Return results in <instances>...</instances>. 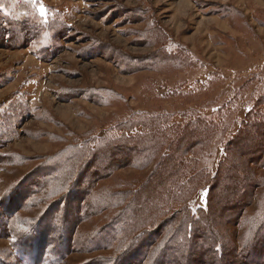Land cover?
I'll return each mask as SVG.
<instances>
[{"label": "rangeland", "instance_id": "obj_1", "mask_svg": "<svg viewBox=\"0 0 264 264\" xmlns=\"http://www.w3.org/2000/svg\"><path fill=\"white\" fill-rule=\"evenodd\" d=\"M209 242L264 264V0H0V264Z\"/></svg>", "mask_w": 264, "mask_h": 264}, {"label": "trees", "instance_id": "obj_2", "mask_svg": "<svg viewBox=\"0 0 264 264\" xmlns=\"http://www.w3.org/2000/svg\"><path fill=\"white\" fill-rule=\"evenodd\" d=\"M240 148V147H239ZM261 148V144L259 145V149ZM241 165L238 166V168H240ZM243 168V167H242ZM239 170H234V172H237ZM230 173L226 174L225 176L228 177ZM245 174L248 177V181H245V179H240L238 180V177H235V181L232 184L233 188H231V196L229 195L226 199H223V202H228L229 200H236L235 202H238L239 204L244 203V200L246 199V189H249V187H253V184L257 183V180L254 179L253 176H250V173L246 170ZM230 194V193H229ZM228 195V194H227ZM249 198V196H248ZM188 216L191 217L192 219H200L199 216V212L193 214V213H188ZM173 219H175V216H173ZM263 227V226H262ZM208 228V227H207ZM183 231V230H181ZM187 231V228H186ZM144 232H147V230H145ZM185 231H183L184 233ZM185 234V233H184ZM145 241H142V244H144ZM208 247H204L205 249L201 251V256H206L207 258H209V261L213 262L212 264H223V263H218L219 258V252L216 250V245H214L212 242H209ZM200 247L199 245H195V247L193 248V252L196 253V250H199ZM200 251V250H199ZM235 254V253H234ZM161 257V255H159ZM194 254L192 253L190 258H186V260H184L183 262L181 261L180 264H189L192 263L191 262L192 258H193ZM200 256V255H199ZM200 256V257H201ZM234 258V257H233ZM232 259V258H231ZM196 264H199L196 262Z\"/></svg>", "mask_w": 264, "mask_h": 264}, {"label": "snow or ice", "instance_id": "obj_3", "mask_svg": "<svg viewBox=\"0 0 264 264\" xmlns=\"http://www.w3.org/2000/svg\"><path fill=\"white\" fill-rule=\"evenodd\" d=\"M39 12H40V15H41V16H44V15H45V8H44L43 5H41V6L39 7Z\"/></svg>", "mask_w": 264, "mask_h": 264}]
</instances>
